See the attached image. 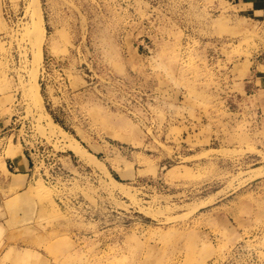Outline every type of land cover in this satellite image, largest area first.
Instances as JSON below:
<instances>
[{"label":"rangeland","instance_id":"1","mask_svg":"<svg viewBox=\"0 0 264 264\" xmlns=\"http://www.w3.org/2000/svg\"><path fill=\"white\" fill-rule=\"evenodd\" d=\"M30 2L0 0V264H264V0H38L39 111Z\"/></svg>","mask_w":264,"mask_h":264},{"label":"bare ground","instance_id":"2","mask_svg":"<svg viewBox=\"0 0 264 264\" xmlns=\"http://www.w3.org/2000/svg\"><path fill=\"white\" fill-rule=\"evenodd\" d=\"M30 3H31V11H29V12H31V15L29 14V17H30L29 19L31 20L30 21L31 22L30 23L31 24L30 25L31 26V30L29 31V33L31 32V34H32L31 36L33 37V40H34V37H35V39H37V41L36 40L35 41L32 40L33 41V46H37V48H36L37 51L35 52L34 57H33L34 58V63L31 64V67H30V69L28 71L29 83L24 87V94H25V97L27 98L28 102L31 103L32 106L34 105L35 107H37V108L39 107L40 108L42 104H41V95H40V92L38 90V83H37V74H38L37 73V70H38L37 67H38L39 61H40V59L42 57V43H43V35H44L43 31H44V29H43V27L41 25V22H42V14L41 13L42 12L39 10L38 0H32V2H30ZM28 7H29V5H28ZM27 10H29V9H27ZM34 44H36V45H34ZM33 46H32V48H33ZM37 103H39L40 105H36ZM32 106H31V108H32ZM37 108L35 110H37ZM39 108H38V111H39ZM41 110H42V107H41ZM41 110H40V112H42ZM44 114H45V112H44ZM46 116L48 117V119H47L48 123L58 130V131L57 130L56 131L61 134L60 135L58 133L60 136H62V135L64 136V137L62 136L63 138L61 137L62 139L60 141L63 144L62 145L63 148H64L63 150L67 149V150L71 151L72 153L75 154V156H78L81 160L86 161L88 163L92 162V164H95V165L96 164H98V165L101 164V163H99V160L94 155L89 153L75 138H73L72 136L67 134L60 126L57 125V123L53 122V120L51 119V117L48 114H46ZM49 131H51V133H52L51 135H53V136L57 134V133L55 134L54 133L55 130H51L50 127H49ZM49 131H48V133H49ZM56 136H55V138H57ZM54 141H53V143H55ZM57 142L59 143V141H57ZM97 167H99V166H97ZM262 173L263 172L257 171V172L253 173V176L254 175L255 176L256 175L259 176ZM110 179L112 180V182L116 183L115 185L120 184L113 177H111ZM117 187H120V185L117 186ZM122 190L124 191L123 188H122ZM125 192H126V190H125ZM123 194H124V192H123Z\"/></svg>","mask_w":264,"mask_h":264},{"label":"crops","instance_id":"3","mask_svg":"<svg viewBox=\"0 0 264 264\" xmlns=\"http://www.w3.org/2000/svg\"><path fill=\"white\" fill-rule=\"evenodd\" d=\"M11 162H12L11 168L14 171V176L20 177V178L27 176V179L24 180L27 182V180L30 177V174L28 172L31 171V166H30V161L28 160L26 154H24V158L21 156H18L17 158H15V160H11ZM5 166L6 168L8 167L7 161H5Z\"/></svg>","mask_w":264,"mask_h":264}]
</instances>
